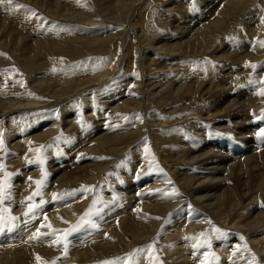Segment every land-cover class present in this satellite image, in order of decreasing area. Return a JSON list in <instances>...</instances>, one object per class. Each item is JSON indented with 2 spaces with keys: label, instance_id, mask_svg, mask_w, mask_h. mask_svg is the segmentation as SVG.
<instances>
[{
  "label": "bare ground",
  "instance_id": "6f19581e",
  "mask_svg": "<svg viewBox=\"0 0 264 264\" xmlns=\"http://www.w3.org/2000/svg\"><path fill=\"white\" fill-rule=\"evenodd\" d=\"M13 1L18 5L24 2ZM30 1L32 0L25 2ZM114 1L105 0V3L110 7ZM132 1L133 13L137 7L138 11L147 2L141 0L142 4L137 6L140 0ZM189 2L192 5L194 3L191 0ZM37 3L41 5L42 2ZM61 4L51 0L49 6L45 5L48 6L45 7L46 10L42 7L44 4L41 7L45 10L44 12L48 15L52 13L50 15L55 18L62 15L63 5ZM126 4L128 6L129 3ZM190 8L195 9L192 6ZM184 13L188 14V9ZM128 18L130 19V16ZM135 25L132 23L129 26L130 31H134L130 34L132 45L141 46L143 35L137 31ZM217 29L218 26L211 28L206 23H200L198 27L175 36L166 35V29L162 25L159 29L162 34L159 36L160 39L171 41L179 39L182 45L195 48L199 53H209L213 48L210 37ZM228 35L229 39L224 41L249 38L247 46L231 48L229 51L235 54L238 61L232 67V72L245 73L248 77L219 78L208 88H203L198 93L197 99H194L192 95L197 93L201 84L209 78L208 72L203 71L199 75L201 77L198 79L196 89L192 91L189 89L190 75L187 71L177 74L167 73L159 66L150 70L148 67L156 59L150 57L148 61H145L147 54L143 50V56L139 57L135 71H130L127 50L132 45L128 44L129 46L125 45L123 48L119 72L117 71L118 73L114 74L110 81L103 82L111 77L115 70L109 67V62V65L103 66L104 69L91 73L90 81L79 83L78 89L87 88L86 91L79 89L80 92H73L74 88L64 82L57 86L60 89V95L58 92V94L54 93L56 97H62L58 100L54 98V95H48L44 102L25 98L22 101L18 100V103L16 101L8 105L4 102L0 103V134L3 135L4 141L3 150H0V165H3V169L0 170V183H3L5 189L4 197L0 200V216L5 218V225L0 228V264H264L262 257L264 242L254 246L246 236L250 231L264 230V134H262L264 133V96L259 95L261 89H264V83H262L264 82V61L260 66L252 65V59L262 58L264 60V37L256 33ZM193 60L195 59H190V62ZM191 65L197 66L195 62ZM257 71L259 73H256ZM159 73L166 74L167 79L160 87L153 86L152 81L159 77ZM172 78L177 79L167 84ZM33 80L32 92H34L33 87L39 84L35 82V78ZM102 82L103 84L99 86L98 84ZM173 83H175L174 86ZM114 85L124 87L121 93L123 100L115 107L116 110L110 106L107 108L108 112H98L97 102L101 99L97 98ZM26 88L27 86L24 85L23 89ZM87 94L91 95L89 99H84L81 103L77 102V99L80 100ZM187 95L190 96L189 102L194 106L193 110L213 108L215 114L187 126L183 132L185 141H191L189 129L193 127L191 130L194 133L193 136L201 138L205 144H215L217 148L211 147L213 149L224 148L232 153V150L236 148V138L242 139L247 145L245 151L248 155L240 162L232 161L224 164L225 160H216L224 164V167L209 173L213 175H203V178L210 180L209 185H201L202 181L198 175L183 176L179 173L180 167L190 170L197 169L200 164L197 160L187 161L178 157L175 166L168 168L167 161L162 157L164 150L159 146L155 131L151 128L154 127L151 126V119L157 114L153 107L155 102L152 103L154 97L160 98V101L156 103L158 107L161 101L169 96L185 97ZM7 100L10 99L0 95V102ZM232 102L234 104L231 105ZM84 104H89V109L93 114L92 125L96 126L94 132L100 131L101 133L98 142L90 146L93 148V153L102 161L97 168L92 169V174L78 176L68 183L49 182L41 152L45 148L55 147V142L51 140L47 141V147L44 146L47 142H44L34 150L24 151L25 156L36 154V157L23 158L18 163L22 168L21 171L15 169L18 164L7 163L12 152L8 139L13 132L16 130L18 132L25 121L32 116L50 117L55 122L53 126L56 127V132L60 131L63 134L61 139L65 138L74 142L83 136L92 126L88 124V119L83 117ZM73 113L76 117H72L66 123L68 127L65 130H60L62 118ZM80 115L83 117L81 120L77 117ZM12 118L20 119L22 122L16 129H11L8 124ZM100 120L104 123L121 122L125 124L127 121L130 123L120 136L109 139L108 133L102 132L97 125ZM222 122L229 125V128H223L219 124ZM208 130L212 132V137L205 135ZM138 136H142L143 140L151 144V150L148 153H142L133 162L129 175L122 176L116 183L122 185L129 180L133 185V190L137 191L136 184L141 180L140 172L145 170L154 188H150L147 193L135 198L136 204L130 214L122 218H114L107 230L99 232L97 227L100 228L103 221L112 216V210L109 208L97 210V204L106 189L104 188L106 183H111L105 176L107 171L100 168L120 160L130 147V142ZM55 156H59V150L55 151ZM16 180L20 184L15 185L13 182ZM213 180L218 181L212 183ZM36 181H42V184L38 186ZM197 182L199 186L196 187ZM9 184L12 188H9ZM207 190L215 193L202 196L201 194ZM37 191L39 195H34ZM53 194H57L58 198L54 199ZM10 195H16V197L12 198ZM37 199L40 200L39 203ZM6 200H10L11 205L15 207L6 206ZM248 201L249 203L246 204ZM60 206L63 209L57 210ZM45 207L49 210L56 208V211L53 210L54 212L47 214V223L42 226L40 223L43 222L39 223V220L36 221L37 217L31 214L35 212L37 215L43 214ZM239 207H243V210L232 217ZM15 210L19 211L17 215L12 214V211L16 212ZM246 210V213L240 215ZM122 213L126 214V211ZM187 214L191 215L188 221L184 217ZM246 215H253V220L246 223L248 218L245 217ZM24 216L27 217L24 219ZM240 219L246 223L244 224L246 231L240 229V222L236 221ZM193 220H197L196 223L192 224ZM172 221L184 230L186 238L181 242H187L188 249L192 253L190 259L185 257L186 249L180 250L177 246L172 247L163 240L166 229L170 227L168 224ZM43 228L45 233L41 232ZM37 230L40 232L42 245L38 241L39 238L31 239ZM65 233H68L66 250L63 242ZM92 233L93 236L90 237L89 234ZM86 237L90 240H81ZM57 239L61 242L56 243ZM233 240L236 241L233 242ZM22 242L26 244L21 245ZM213 243L217 245L215 246L217 252H226L230 247H233L234 252L221 258L219 254L216 255L213 252ZM240 244L244 246L238 247ZM150 245L151 248H149ZM70 246H72L71 249ZM159 246L166 250L170 258L158 255ZM205 247L207 253L201 254ZM173 251L177 252L176 255H173ZM236 255H238L237 258H235ZM37 256L41 258L40 261L37 260ZM253 257H255L254 262ZM179 258L182 260L177 262Z\"/></svg>",
  "mask_w": 264,
  "mask_h": 264
},
{
  "label": "rangeland",
  "instance_id": "374dc122",
  "mask_svg": "<svg viewBox=\"0 0 264 264\" xmlns=\"http://www.w3.org/2000/svg\"><path fill=\"white\" fill-rule=\"evenodd\" d=\"M21 1H24L20 3L24 8H16L15 5L18 4L14 1L12 5H9L7 0H4V3H0V95L10 99L0 103L4 102L6 105L14 101L18 103V100L22 101L25 98L36 102H44L48 95H54L57 92L60 95V89L57 86L64 82L74 88L73 92L78 93L79 89L80 91H86L87 88L82 89L81 87L78 89L79 83L90 81L91 73L104 69L103 66L109 65V62V67L115 70L112 76L107 77L108 79L103 82L110 81L114 74L119 72L121 57L123 56L122 52H124L123 48L125 45L129 46L133 43L130 34L134 31H130L129 27L132 23L134 25L137 24L135 25L136 29L142 33L143 38L142 47L133 44L127 50L130 71H135L139 57L143 56L142 50L147 54L145 61H148L150 57H155L156 59L148 67L150 70L159 66L167 73L177 74L187 71L190 75L189 89L192 91L196 89L198 79L201 77L199 75L206 71L209 74V78L201 84L198 92L192 95L194 99H197L198 93L203 88H208L219 78L248 77L245 73L232 72V67L238 61L235 54L233 55L229 51L231 48L236 49L247 46L249 38L239 41H224L228 38V34L239 33L248 35L256 33L258 36L264 37V0H246L243 2L239 0H191L192 3L194 1L193 5L189 0H146L147 2L138 10L139 12L137 7L134 13L132 11L134 7L131 5L133 3L132 0H123V2H119L122 0H115L110 7L106 5L105 0H54L63 5L62 15L55 18L50 15L52 13L48 15L44 12L51 0H32L28 3L25 2L26 0ZM37 2L42 3L39 5ZM127 2L129 3L128 6ZM43 4L44 6H42ZM46 4L48 6H45ZM139 4H142L141 0L137 6ZM191 6L195 9L190 8ZM187 9L188 14L184 13ZM28 10H31V12ZM32 12H37L36 16L32 15ZM39 12H43L41 13L42 15ZM131 12L133 15H131ZM129 16L130 19L128 18ZM200 23H206L211 28L218 26L217 31L211 34L210 38H212L211 44L213 48L209 53H199L195 48L184 46L179 39L173 41L164 38L160 39L159 35L162 33L159 29L162 25L166 29V35L178 36L192 28L194 29V27H198ZM192 58L195 60L190 62ZM263 61L262 58L252 59V65L260 66ZM194 62L197 65L196 67L191 65ZM256 73H259V71ZM158 75L159 77L153 79L152 84L160 87L167 78H165L166 74L159 73ZM34 78L35 82L39 83L33 87L36 93L31 90V83ZM176 79L172 78L167 84L174 82ZM103 82L98 85H102ZM24 85L25 87L27 86L26 89H23ZM172 85L174 86L175 83ZM28 86H31V91ZM123 89V86L117 87V85H114L105 90L104 94L97 98L101 99L97 102L98 112H108L107 108L110 106H113L114 110H116L115 107L123 100L121 95ZM55 95L54 98L57 100L62 98ZM91 95L87 94L82 99H77V102L81 103L82 100L89 99ZM189 97V95L185 97L169 96L162 100L158 107L156 103L160 101V98L154 97L152 103L155 102L153 107L156 108H154V112L157 114L151 119V126H154L151 128L155 131L159 146L164 150L162 157L167 161L168 168L175 166L178 157L187 161L190 159L197 160L200 163L197 169L190 170L180 167L179 173L183 176L198 175L202 181L201 185H209L210 180L203 178V175H213L209 173L216 169H221L224 164L244 160L248 155L245 151L247 145L242 139L236 138L238 137L236 136V148L232 150V153H229L224 148L217 150L215 149L217 148L215 144H205L201 138L193 136L194 133L191 131L193 127L189 129L192 137L191 141H185L183 132L187 126L215 114L213 108L193 110L194 106L189 102ZM230 100L235 101L233 98H230ZM82 112L84 114L83 117L88 119V124L92 125L93 114L89 109V104L83 105ZM72 117H76V115L73 113L68 115V117H63L59 129L65 130L68 127L66 123ZM77 117L80 120L83 118L81 115ZM128 123L130 121L123 124L121 122L104 123L103 120H100L97 125L102 132L108 133L107 137L111 139L120 136L128 127ZM8 124L11 129H16L22 122L20 119L12 118ZM54 124L55 122L47 116L36 115L28 118L25 124L20 127V130L13 132L8 139L12 152L7 163L18 164L23 158H35L36 154L25 156L24 151L34 150L40 144L51 140L55 142V147L45 148L48 146L47 142L44 145L45 149L41 152L49 182L68 183L78 176L92 174V169L97 168L102 163L100 158L93 153V148L90 147L98 142V137L101 135L100 131L95 133L96 126L92 125L83 136L74 142H70L65 138L61 139L63 134L60 131L56 132ZM219 124L223 128H229V125L224 122ZM211 133L208 130L205 135L212 137ZM248 139L250 140L251 138ZM145 147L151 150V144L143 140L142 136H138L130 142V147L120 160L111 162L107 167L100 168L107 171L105 176L108 177L111 183H106L104 187L106 189L100 196L97 210L109 208L112 210V216L106 218L100 228L97 227L99 232L107 230L114 218H122L130 214L136 204L135 198L147 193L150 188H154L145 170L140 172L141 180L136 184L138 187L137 191L133 190V185L129 180L122 185L116 183L122 176L129 175L133 162L142 153H145ZM56 150H59V156H55ZM213 153L214 156H212ZM216 160L225 161L224 164H220V161ZM15 169L17 171L22 170L20 164ZM217 181L213 180L212 183ZM238 182L240 185V181ZM13 183L15 185L20 184L17 180ZM195 186H199V182ZM9 188H12L11 184H9ZM213 193L215 192L207 190L201 195H211ZM10 196L12 198L16 197V195ZM10 196L9 199H11ZM9 201L6 200L5 205L11 206L10 208L15 207ZM36 201L40 202L39 199ZM243 201H246L245 198ZM44 209L45 212L39 214L40 216L35 214L36 212L31 214V216L37 217L36 221L39 220V223L43 222L40 225H46L47 219L45 217H47V214L53 210L56 211V208L49 210L48 207H45ZM61 209L63 208L60 206L57 210ZM242 210L243 207H239L232 217ZM124 211H126V214L122 213ZM17 212L19 211L15 213L12 211V214L17 215ZM246 212L247 210L240 215ZM26 217L24 216L23 218L25 219ZM184 217L188 221L191 215L187 214ZM245 217H248L245 221L246 223L253 220V215H246ZM95 221L97 220L95 219ZM196 221L193 220L192 224L196 223ZM236 221L240 222L239 226L242 231L247 230L244 227L246 223L243 222V219ZM168 225L170 227L166 229L163 237L164 242L171 244L172 247L177 246L180 250L186 249V252H184L185 257L190 259L192 253L188 249L187 242H181L186 238L184 230L173 221ZM41 232L45 233V229H41ZM93 233L89 234V236L92 237ZM246 236L254 246L264 242V230L262 229L250 231ZM81 240L88 241L90 238L86 237ZM38 241L40 243V237ZM235 241L233 240V242ZM24 244L26 243L22 242L21 245ZM215 246L217 245L213 243V252L216 255L219 254L221 258L234 252L233 247L227 249L226 252H217V247ZM243 246L244 244L238 245V247ZM262 251V257L264 258V248ZM176 253V251H173V255H176ZM203 253H207L206 247L201 254ZM158 255L170 258V255L161 246L158 248ZM181 260L182 258H179L177 262Z\"/></svg>",
  "mask_w": 264,
  "mask_h": 264
},
{
  "label": "snow or ice",
  "instance_id": "6c2138e0",
  "mask_svg": "<svg viewBox=\"0 0 264 264\" xmlns=\"http://www.w3.org/2000/svg\"><path fill=\"white\" fill-rule=\"evenodd\" d=\"M0 3H4V0H0ZM7 3H8L9 5H12V4H13V0H7ZM15 7H16V8H24L23 5H15ZM28 11L31 12V10H28ZM31 14H32V15H35L34 12H32ZM253 67H254V66H253ZM262 83H264V82H262ZM259 95L264 96V89H261V91L259 92ZM262 134H264V133H262ZM3 147H4L3 135L0 134V150H3ZM37 151H39V150H37ZM144 151H145L146 153H148L150 150H149L147 147H145V148H144ZM153 159H154V157H153ZM41 163H43L42 160H41ZM2 169H3V165H0V170H2ZM35 183H36L38 186H40V185L42 184V181H36ZM86 190H87V189H86ZM4 191H5V189H4V185H3V183H0V200H2L3 197H4ZM173 191L175 192V190H173ZM34 195H39V192L37 191L36 193H34ZM53 198H54V199L58 198L57 194H53ZM29 199H31V197H29ZM30 211H31V208H30ZM45 219H47V217H45ZM157 219H159V218H157ZM4 225H5V218H4L3 216H0V228L4 227ZM42 226H43V225H42ZM49 227H50V225H49ZM217 231H219V230L217 229ZM67 235H68V233H65V234H64L65 240L63 241V242H64V246H65V250L67 249V243H66V237H67ZM39 237H40V232H39V230H37L36 234L33 235V236L31 237V239H37V238H39ZM60 242H61V241H60L59 239H57L56 243H60ZM151 247H152V246L150 245L149 248H151ZM37 260L40 261L41 258H40L39 256H37ZM254 261H255V257H253V262H254Z\"/></svg>",
  "mask_w": 264,
  "mask_h": 264
}]
</instances>
